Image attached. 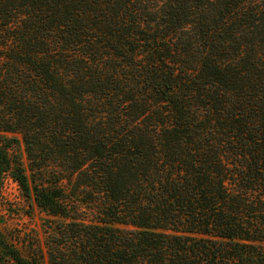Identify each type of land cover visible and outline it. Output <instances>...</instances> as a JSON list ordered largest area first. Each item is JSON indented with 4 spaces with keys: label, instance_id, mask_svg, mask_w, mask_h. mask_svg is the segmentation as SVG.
I'll return each mask as SVG.
<instances>
[{
    "label": "trees",
    "instance_id": "trees-1",
    "mask_svg": "<svg viewBox=\"0 0 264 264\" xmlns=\"http://www.w3.org/2000/svg\"><path fill=\"white\" fill-rule=\"evenodd\" d=\"M6 176L0 264H264V0H0Z\"/></svg>",
    "mask_w": 264,
    "mask_h": 264
},
{
    "label": "rangeland",
    "instance_id": "rangeland-1",
    "mask_svg": "<svg viewBox=\"0 0 264 264\" xmlns=\"http://www.w3.org/2000/svg\"><path fill=\"white\" fill-rule=\"evenodd\" d=\"M20 155L27 165L24 145L18 147ZM26 199L19 184L10 176H6L0 183V231L14 235L18 230L29 232L36 230L42 238L49 225V217Z\"/></svg>",
    "mask_w": 264,
    "mask_h": 264
}]
</instances>
